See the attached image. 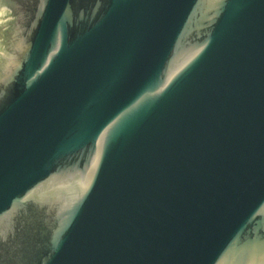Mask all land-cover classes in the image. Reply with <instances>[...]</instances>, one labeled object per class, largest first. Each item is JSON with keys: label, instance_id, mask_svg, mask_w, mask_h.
<instances>
[{"label": "water", "instance_id": "obj_1", "mask_svg": "<svg viewBox=\"0 0 264 264\" xmlns=\"http://www.w3.org/2000/svg\"><path fill=\"white\" fill-rule=\"evenodd\" d=\"M0 264H264V0H0Z\"/></svg>", "mask_w": 264, "mask_h": 264}]
</instances>
